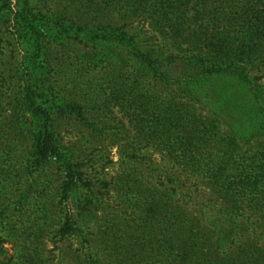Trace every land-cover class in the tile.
Returning a JSON list of instances; mask_svg holds the SVG:
<instances>
[{
	"label": "rangeland",
	"instance_id": "374dc122",
	"mask_svg": "<svg viewBox=\"0 0 264 264\" xmlns=\"http://www.w3.org/2000/svg\"><path fill=\"white\" fill-rule=\"evenodd\" d=\"M25 2L41 16L57 13L67 21L95 22L71 13L69 0H0V161L6 163L0 165V203L5 197L15 200L30 181L20 174L19 166L31 152L32 139L13 130L8 136L9 128L24 122L13 115L23 88L35 87L33 83L50 87L67 103H80L86 109V121L69 116L54 123L59 144L78 166L80 181L72 194L60 200L62 168L56 162L46 163L35 175L27 206L22 207L23 201L18 204L24 227L38 231L34 238L44 245L46 264L78 263L82 234L91 246L84 251L85 264H132L137 257L148 258V249L163 240L167 223L154 218L152 208L168 196L191 211L229 212L232 217L220 213L216 218L224 225L233 217L242 221L241 215L235 217L236 211L263 212L264 80H255L254 72L244 84L224 76L187 79L185 67L164 62L160 70L168 74L161 81L143 70L122 46L69 39V35L58 46L45 40L42 64L39 60L33 64L29 46L16 33ZM108 17L118 23L114 15ZM130 22L127 30L142 42V53L151 51L154 58L162 59L170 52L151 20L134 17ZM248 92L258 96L252 98L253 105L261 108L257 116L248 111L252 105ZM207 125L213 129L206 130ZM202 133L210 137L203 139ZM187 135L196 137L201 162L211 159L218 166L224 151H234L228 176L209 184L180 167L179 143ZM234 137L241 140L236 143ZM170 141H176L172 148ZM238 191L244 194L237 197ZM251 219L257 225L263 216ZM65 223L82 233L68 229L59 241ZM11 242L4 245L8 256Z\"/></svg>",
	"mask_w": 264,
	"mask_h": 264
},
{
	"label": "trees",
	"instance_id": "16d2710c",
	"mask_svg": "<svg viewBox=\"0 0 264 264\" xmlns=\"http://www.w3.org/2000/svg\"><path fill=\"white\" fill-rule=\"evenodd\" d=\"M69 11L75 16L81 14L87 19L91 18L95 23L89 25L70 18L67 21L65 16L57 13L41 16L28 3L23 4L17 17L16 33L17 38L29 46L28 52L33 64L37 60L42 64V45L45 40L57 43L58 46L69 35V39L74 37L85 42L103 41L122 46L139 61L137 63L143 70L147 69L152 78L161 81H166L168 74V71L160 70L164 62L185 67L187 79L224 76L244 84L254 72L255 80H264V0H69ZM108 15H114L118 23L109 21L114 19ZM134 17L152 21V26L170 48L164 58H154L151 51L142 53L139 50L142 42L136 41L135 35L127 30L131 24L130 19ZM189 72H194V75L191 77ZM33 84L35 87L26 85L19 93L13 112L15 119L23 118L24 122L20 127L12 126L8 132L9 137L13 130L15 135L32 139L33 147L30 153L22 157L19 166L20 174L30 180L28 185L15 200L5 197L0 203V264L47 263L43 243L34 238L38 231H33L32 227L25 228L24 213H18V204L23 201L22 207L27 206L31 185L36 181L35 175L44 164L56 162L62 168L63 182L58 191L60 200L68 199L80 181L78 166L72 155L59 144L54 123L58 117L69 116L78 121H86V109L80 103H67L50 87ZM248 96L252 103L248 111L257 116L261 108L253 104L258 96L253 92H248ZM252 98L255 99L252 101ZM220 119L219 114L217 122ZM249 125L254 126L255 123L250 122ZM262 127L264 130V124ZM208 129L213 127L207 125ZM205 136L210 137L208 134ZM205 136L202 133L203 139ZM234 138L236 143L241 140ZM195 139L191 135L181 139L177 158L179 166L186 172L201 175V179L207 180L209 184L219 183L228 176L227 167L235 157V152L231 149L229 152L224 151L218 166L211 159L201 162L197 159L200 146L195 144ZM197 142L201 144L198 139ZM175 143L170 141V148ZM2 164H6L5 161H0ZM237 194L240 197L244 193L238 191ZM219 210L206 214L201 210L191 211L171 196L165 202L158 200L152 208V216L167 221L163 240L148 249V258L137 257L132 264H264V210L236 211L235 217L241 215L245 222L233 217L227 225L216 218L220 213L224 218L228 215L232 217V214ZM260 213L263 221L257 225L256 220L255 223L251 222V218ZM41 227L37 229L42 230ZM69 227L65 223L60 229L59 241L64 238ZM69 230L82 233L76 227ZM10 240L12 254L8 256L4 245ZM81 240L78 249L81 258L78 257L79 262L76 264H85L84 251L91 247L86 234H82ZM92 263L98 264L97 261H86V264Z\"/></svg>",
	"mask_w": 264,
	"mask_h": 264
}]
</instances>
